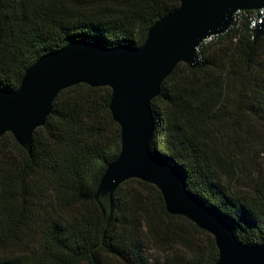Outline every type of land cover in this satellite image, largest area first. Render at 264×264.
I'll use <instances>...</instances> for the list:
<instances>
[{"label":"trees","instance_id":"16d2710c","mask_svg":"<svg viewBox=\"0 0 264 264\" xmlns=\"http://www.w3.org/2000/svg\"><path fill=\"white\" fill-rule=\"evenodd\" d=\"M178 7V0H0V91L17 90L31 66L72 42L139 48ZM197 62L178 64L151 102L150 152L239 242L263 245L264 171L252 190L231 184L240 181L241 148L255 145L264 156V37L255 44L244 17L240 28L203 43ZM110 99L106 87L60 92L30 154L11 134L0 138V264H151L148 243L164 254L185 251L165 264H203L193 235L206 238L216 263L214 238L169 215L157 188L135 179L115 191L103 235L94 195L121 143ZM20 231L36 239L13 253Z\"/></svg>","mask_w":264,"mask_h":264},{"label":"water","instance_id":"95a60500","mask_svg":"<svg viewBox=\"0 0 264 264\" xmlns=\"http://www.w3.org/2000/svg\"><path fill=\"white\" fill-rule=\"evenodd\" d=\"M179 7L148 31L139 48L72 42L38 60L24 74L15 91H0V138L11 134L28 154L32 136L50 115L58 94L77 85L111 90L109 109L120 127L117 159L105 170L94 200L102 213L105 234L112 216L115 191L135 179L157 188L171 216H180L210 234L218 250L215 264H264V244L239 242L232 229L197 202L173 167L150 152L154 131L151 102L178 64L198 65L199 47L224 35L238 11L261 10V22L252 31L256 44L264 37V0H178Z\"/></svg>","mask_w":264,"mask_h":264},{"label":"rangeland","instance_id":"374dc122","mask_svg":"<svg viewBox=\"0 0 264 264\" xmlns=\"http://www.w3.org/2000/svg\"><path fill=\"white\" fill-rule=\"evenodd\" d=\"M253 146V148H241L243 152H241V155H238L237 160H235L237 161L236 163L240 167L241 171L240 181L232 182L231 184L235 189L239 188L241 191H247L249 189L252 190L254 187L257 170L264 171V156L260 155L258 148L255 145ZM19 234L21 246L17 249H14L13 253H24L29 249L36 239L34 233H31L30 237H24L21 234V231ZM193 239L195 244L201 246L203 249V264H210L212 261V256L206 238L202 235H193ZM0 249L5 250L3 248ZM145 254L151 264H165L167 257H185V251L180 247L174 246L168 249L167 254H164L149 243L146 245Z\"/></svg>","mask_w":264,"mask_h":264},{"label":"built area","instance_id":"2783aa9c","mask_svg":"<svg viewBox=\"0 0 264 264\" xmlns=\"http://www.w3.org/2000/svg\"><path fill=\"white\" fill-rule=\"evenodd\" d=\"M244 17H247V22L249 24V28L251 29V31H253L257 27V25L261 22L262 17H263V12L261 10L238 11L233 16L232 25L229 28V30L240 28L242 23H243ZM212 38L213 37L207 39L204 43L210 41Z\"/></svg>","mask_w":264,"mask_h":264}]
</instances>
